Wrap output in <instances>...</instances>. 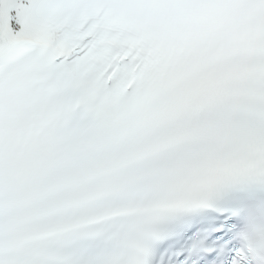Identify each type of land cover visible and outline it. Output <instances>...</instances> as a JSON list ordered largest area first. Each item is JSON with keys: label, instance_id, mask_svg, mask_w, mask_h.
Masks as SVG:
<instances>
[{"label": "snow or ice", "instance_id": "6c2138e0", "mask_svg": "<svg viewBox=\"0 0 264 264\" xmlns=\"http://www.w3.org/2000/svg\"><path fill=\"white\" fill-rule=\"evenodd\" d=\"M0 264H264V0H0Z\"/></svg>", "mask_w": 264, "mask_h": 264}]
</instances>
